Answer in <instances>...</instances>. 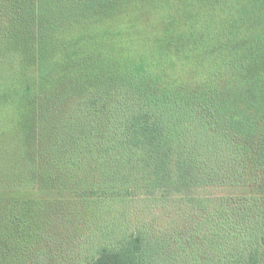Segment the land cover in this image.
Instances as JSON below:
<instances>
[{"label":"trees","instance_id":"16d2710c","mask_svg":"<svg viewBox=\"0 0 264 264\" xmlns=\"http://www.w3.org/2000/svg\"><path fill=\"white\" fill-rule=\"evenodd\" d=\"M75 234L80 264H264V0H0V264Z\"/></svg>","mask_w":264,"mask_h":264},{"label":"rangeland","instance_id":"374dc122","mask_svg":"<svg viewBox=\"0 0 264 264\" xmlns=\"http://www.w3.org/2000/svg\"><path fill=\"white\" fill-rule=\"evenodd\" d=\"M2 127L5 129L6 133L9 132L10 124H11V117L10 115L7 116V121H3ZM9 135V134H8ZM227 191L223 188L219 189H211L208 190V194L219 196L226 194ZM133 213L131 214V217L127 216L128 219H130L133 223L135 222H141V221H149L153 222L154 217L159 213V210L157 206H154L151 202H144V201H138V199H135L132 203ZM177 223H180L181 228H184V225L186 224V220L183 221L181 219H177ZM94 226V225H92ZM183 226V227H182ZM86 232V231H85ZM85 234H75L71 235L74 237H69V241H65L62 244V248L60 246L57 248L56 245L53 247V258L50 260L52 264H80V260L82 256L84 255V250L80 247V244L82 245ZM62 240H64V237L62 235L58 236Z\"/></svg>","mask_w":264,"mask_h":264}]
</instances>
